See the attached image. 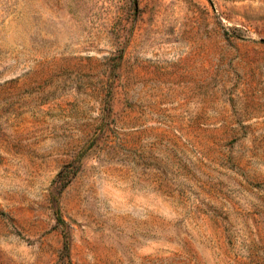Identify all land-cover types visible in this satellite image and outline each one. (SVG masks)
I'll return each mask as SVG.
<instances>
[{"label":"rangeland","instance_id":"rangeland-1","mask_svg":"<svg viewBox=\"0 0 264 264\" xmlns=\"http://www.w3.org/2000/svg\"><path fill=\"white\" fill-rule=\"evenodd\" d=\"M0 264H264V0H0Z\"/></svg>","mask_w":264,"mask_h":264}]
</instances>
